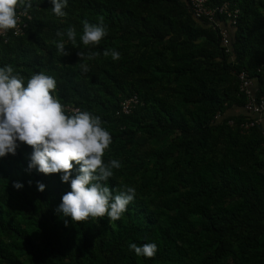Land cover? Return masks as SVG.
<instances>
[{
	"label": "trees",
	"instance_id": "1",
	"mask_svg": "<svg viewBox=\"0 0 264 264\" xmlns=\"http://www.w3.org/2000/svg\"><path fill=\"white\" fill-rule=\"evenodd\" d=\"M224 3L238 10L228 53L185 0H68L64 17L51 0H31L29 29L0 41V68L12 66L25 87L33 74L51 75L67 115L100 117L112 137L104 162L121 165L107 184L114 195L135 188V199L118 221L73 222L57 212L70 183L28 172L33 149L20 144L0 157V264H264V126L244 132L249 117L235 113L245 104L241 71L264 97V0H208ZM85 20L106 26L98 46H83ZM69 27L77 43L65 34V57L56 34ZM81 50L100 55L79 60ZM132 96L138 105L117 116ZM129 242L157 252L137 256Z\"/></svg>",
	"mask_w": 264,
	"mask_h": 264
},
{
	"label": "clouds",
	"instance_id": "2",
	"mask_svg": "<svg viewBox=\"0 0 264 264\" xmlns=\"http://www.w3.org/2000/svg\"><path fill=\"white\" fill-rule=\"evenodd\" d=\"M52 12L56 17L66 16L64 9L68 0H51ZM24 9V15L32 7L29 0H0V32L17 27V8ZM72 45L77 43L75 27L65 32L58 31L60 40L56 42L59 54L71 55L66 49L64 36ZM107 35V28L99 23L83 22V35L80 40L85 48L98 46ZM79 60H92L98 52L77 51ZM104 57L120 59L118 51L105 50ZM84 73L89 71L86 63L79 65ZM10 65L0 68V157L16 155L20 144L33 149L29 157L27 171L37 170L45 175L62 173L61 180L70 183L71 191L62 196L57 208L64 217L73 222H86L107 216L110 221H118L135 199V188L127 187L114 195L107 182L113 177V169L121 167L117 160L104 162V155L112 143V137L102 127L101 118L89 111L76 109L67 115L64 106L52 93L57 81L51 75L33 74L24 85L19 75L13 74ZM19 142V143H18ZM74 165H78L73 177ZM31 183V182H29ZM14 188L22 189L19 182ZM40 192L45 185L37 182ZM129 249L137 256L152 258L157 252L155 243L138 246L129 242Z\"/></svg>",
	"mask_w": 264,
	"mask_h": 264
},
{
	"label": "built area",
	"instance_id": "3",
	"mask_svg": "<svg viewBox=\"0 0 264 264\" xmlns=\"http://www.w3.org/2000/svg\"><path fill=\"white\" fill-rule=\"evenodd\" d=\"M189 5L192 16L199 21H205L210 27L218 32L220 37L221 46L225 49L226 53L229 52V35L228 25L234 26L236 18L238 16L237 9H231L227 3L210 6L208 0H185ZM31 3V0H29ZM31 9V8H30ZM28 10V14L24 15V9L17 8V27L7 32H0V41L7 43L8 38L22 37L29 29V25L32 21V14ZM239 91L245 96V104L243 106L244 111L249 118L240 124L242 131H248L251 128L261 125L262 118L264 117V97L257 99L255 97L256 87L255 81L250 78L245 71H241L238 74ZM139 101L136 96H132L123 100L116 115H129L132 110L138 105ZM77 108H67L69 113L74 114ZM231 125L232 122H229ZM262 147L264 148V131L262 132Z\"/></svg>",
	"mask_w": 264,
	"mask_h": 264
},
{
	"label": "crops",
	"instance_id": "4",
	"mask_svg": "<svg viewBox=\"0 0 264 264\" xmlns=\"http://www.w3.org/2000/svg\"><path fill=\"white\" fill-rule=\"evenodd\" d=\"M236 114L240 113L242 114L243 116H248L247 113L244 111V109H242L241 111H235ZM249 117V116H248ZM261 125L264 126V117L262 118V122H261Z\"/></svg>",
	"mask_w": 264,
	"mask_h": 264
}]
</instances>
